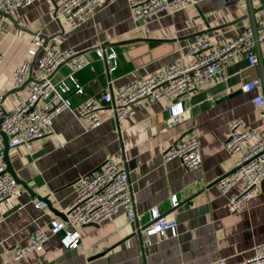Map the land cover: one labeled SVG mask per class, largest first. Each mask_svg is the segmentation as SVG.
<instances>
[{"label":"crops","instance_id":"1","mask_svg":"<svg viewBox=\"0 0 264 264\" xmlns=\"http://www.w3.org/2000/svg\"><path fill=\"white\" fill-rule=\"evenodd\" d=\"M196 1L175 15L164 14L141 26L132 17L130 0H105L93 17L76 27L59 13L58 20L54 0L15 9L0 27V93L4 95L0 108L12 111L26 97L28 85L10 93L16 89L13 70L36 35L58 34L48 45L74 48L88 61L76 73L85 87L84 94H71L77 106L107 89L116 92L173 61H189L187 52L198 34L208 33L215 43L223 44L252 25L246 17L247 0ZM253 1L255 7L261 6L259 0ZM100 46L117 54L114 70H109L114 61L98 55ZM257 53L263 68L260 63L249 65L241 56L219 78L177 99L191 107L177 124L167 111L176 100L163 96L154 102H135L123 119L103 107V123L92 129L64 110L31 149L10 147L12 167L24 184L18 183L17 194L0 204V264H214L219 258L237 263L253 256L256 246L264 243V179L260 190L235 212L228 210L229 197L242 191L244 181L228 193L217 181L245 153V147L235 154L226 150L229 122L242 117L247 128L261 123L253 99L264 94V44ZM71 65L69 61L60 66L53 80L66 78ZM256 77L262 84L254 91H242V85ZM39 78L35 66L30 82ZM191 132L200 139L201 166L188 169L179 157L166 160L168 149ZM255 140L256 136L250 138L246 145ZM106 162L127 165L137 220L130 222L120 210L100 224L81 226V240L74 248L62 243L61 234L52 235L41 250L16 261L14 250L29 244L36 230L65 219L79 178ZM175 194L181 201L177 207L171 204ZM45 197L51 206L37 208L35 203ZM153 207L177 221V234L150 236L147 243L146 233L139 234L137 228L145 224Z\"/></svg>","mask_w":264,"mask_h":264},{"label":"built area","instance_id":"2","mask_svg":"<svg viewBox=\"0 0 264 264\" xmlns=\"http://www.w3.org/2000/svg\"><path fill=\"white\" fill-rule=\"evenodd\" d=\"M37 0H0V27L6 21V15L15 9L27 7ZM58 13L67 22L76 27L93 17L105 0H54ZM234 1V0H230ZM196 0H130V9L138 25L156 21L161 15H175L178 11L194 5ZM264 44V6L256 12V27L246 26L241 32L223 44L215 43L208 33L196 36L192 48L187 52L189 61L179 59L162 67L155 73L140 80L132 81L116 92L105 90L97 97H89L75 106L71 94H84L85 87L78 81L76 73L86 68L89 63L82 53L74 48L62 49L57 44L44 46V40L36 35L26 53L13 70L14 87L22 86L32 75L36 66L40 78L30 82L26 97L19 102L16 109L6 111L0 108V204L18 192L17 179L6 171L3 159L6 144L3 134L10 136V147H33L34 141L42 138L51 127L52 120L64 110L73 113L87 129L100 126L103 118L100 110L108 107L113 117L123 119L129 107L142 99L154 102L163 96L176 101L167 107L168 116L177 124L186 110L179 99L192 89L203 87L213 79L219 78L224 69L236 58L246 56L249 65L258 66L257 46ZM97 53L101 58L114 61L109 69L116 68V53H107L106 47L100 46ZM0 57V61H1ZM71 61L72 71L59 81H54L52 74L60 66ZM262 84L261 77H256L243 84L244 92L256 90ZM4 100L0 93V102ZM261 123L257 127H246L242 117L229 122V135L225 141L226 150L235 154L245 147V153L235 161L232 170L218 180L223 193L239 181H244L240 193L229 197L228 210L237 211L260 190L264 179V94H257L253 99ZM256 136L257 140L246 145L247 140ZM246 145V146H245ZM179 157L188 169H197L202 164L199 136L191 132L187 139L171 146L166 153V160ZM49 197V196H48ZM177 194L171 198L173 207L180 205ZM37 208L47 206L45 199L35 203ZM123 210L130 222L137 220L132 194V183L127 165L118 162H106L93 174L82 175L78 180L76 197L69 207L64 220H54L49 229L36 230L29 244L14 250V259L21 260L32 251L41 250L52 235H62L61 241L68 248L76 247L81 240L79 228L88 224H100L114 214ZM178 223L167 218L159 207H153L145 224L139 225L137 231L145 232V241L151 243L150 236L166 237L170 232L177 234ZM214 264H264V243L256 246L253 256L237 263H228L219 258Z\"/></svg>","mask_w":264,"mask_h":264},{"label":"water","instance_id":"3","mask_svg":"<svg viewBox=\"0 0 264 264\" xmlns=\"http://www.w3.org/2000/svg\"><path fill=\"white\" fill-rule=\"evenodd\" d=\"M260 3H261V6L259 7H255L254 6V1L253 0H247V3H248V13L246 15V17L250 18L251 21H252V26L255 28L256 27V12L259 11L263 6H264V0H259ZM55 2V1H54ZM56 4V3H55ZM55 16L58 18V6L56 5L55 6ZM8 17H11V15H6ZM59 20V18H58ZM60 21V20H59ZM64 30V28L62 27V31ZM59 34H62L63 35V32L59 33ZM58 34L56 35H53V36H46V35H43L42 37L44 38V46L48 45L49 41L56 37ZM260 48V45L257 46V50ZM259 63L261 65V67L263 68V61L262 59L260 58L259 59ZM54 73L51 75L53 76ZM30 78L20 87V88H16V89H13L10 91V93H14L16 92L17 90H21V89H24L27 85H29L30 83ZM9 93V94H10ZM4 136V139H5V144H6V147H5V150L3 152V159H4V162L7 166V169L6 171L9 172L10 174H12L16 179H17V182L18 183H22L24 184V182H21L18 178H17V175L12 167V164H11V161H10V158H9V150H10V136H8L7 134H3ZM218 182V181H217ZM34 195V194H33ZM45 200L47 201V203L51 206V202L48 201V197H45ZM66 218V217H65ZM88 225H95L94 223L92 224H88ZM138 233L140 234L141 232L138 231Z\"/></svg>","mask_w":264,"mask_h":264},{"label":"rangeland","instance_id":"4","mask_svg":"<svg viewBox=\"0 0 264 264\" xmlns=\"http://www.w3.org/2000/svg\"><path fill=\"white\" fill-rule=\"evenodd\" d=\"M64 19H66L64 16H63Z\"/></svg>","mask_w":264,"mask_h":264}]
</instances>
